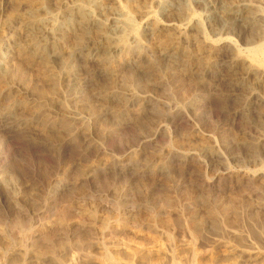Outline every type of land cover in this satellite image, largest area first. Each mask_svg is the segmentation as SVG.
I'll list each match as a JSON object with an SVG mask.
<instances>
[{
  "label": "rangeland",
  "instance_id": "rangeland-1",
  "mask_svg": "<svg viewBox=\"0 0 264 264\" xmlns=\"http://www.w3.org/2000/svg\"><path fill=\"white\" fill-rule=\"evenodd\" d=\"M54 1L62 12L71 5ZM119 1L95 3L91 13L112 34L119 32L115 19L122 4L132 7L130 14L138 24L142 7L153 5L162 23L179 25L196 18L211 39L229 38L247 56L258 41L248 29L242 30L238 20L254 15L264 25V0ZM38 3L0 0V76L6 83V87L0 84V264H84L88 255L94 256L92 264H109L101 257L105 252L118 264H264V186L254 187L244 179L247 173L264 168V153L253 157L240 147L250 136L264 134L260 123L264 105L253 109L252 95L234 85L233 80L245 76L233 71L230 55L226 51L218 55L217 75L202 76L201 84L192 83L193 73L180 71L182 64H175L179 69L175 77L173 73L166 76L167 84L139 72L124 85L132 92L123 88L118 96L122 99L113 101L105 99L104 83L97 87L104 82L102 77L93 85L84 83L83 64L77 78L83 84L82 94L61 89L64 109L53 93L48 94L50 84L38 66L26 60L27 40L20 18L27 20L31 15L26 5ZM43 7L47 15L50 9L49 17L57 15L52 2ZM12 11L16 20L8 25L5 20L13 16ZM143 42L148 46L154 39L146 35ZM182 45L192 49L190 43ZM61 65L59 60L49 64L52 69ZM41 89L46 90V103L37 96ZM257 89L264 96V88ZM194 99L198 105L192 111L188 104ZM244 100H248L245 111ZM36 106L41 109L37 111ZM240 111L244 117L235 118ZM159 126L164 131L155 137ZM206 148L220 157L207 156ZM175 150L187 157L175 156ZM163 161L167 172L159 168ZM35 231L38 234L33 237ZM99 243L103 249L97 247ZM21 246L26 248L25 256L18 254ZM251 249L256 250L249 253Z\"/></svg>",
  "mask_w": 264,
  "mask_h": 264
},
{
  "label": "bare ground",
  "instance_id": "bare-ground-1",
  "mask_svg": "<svg viewBox=\"0 0 264 264\" xmlns=\"http://www.w3.org/2000/svg\"><path fill=\"white\" fill-rule=\"evenodd\" d=\"M67 1H69L71 5L69 7H67V10H65V12L64 11L62 12V7L59 6L60 4L57 5V2L54 3L55 2L54 0H39V3H38L37 6H34L32 4L26 5V7L29 9V11H31V15L29 16V18L27 20L24 19L23 17H21L22 19L20 18V20H21L20 21L21 29H23L24 35H25V39L27 40L26 46L24 45L25 46L24 47V51H25V54H26V60L32 66L33 65H37L38 66V70L40 69V72L42 74L41 77L43 76L44 77L43 80L44 81L46 80L50 84V88L47 87L48 89H50V90H48V94L49 93H53V95L55 96L54 98L57 100L58 106L61 105L60 107H62V108L65 107L64 100L62 101L60 99V94L62 92L61 89H64V88H65V90L66 89H71V90L74 89V90H76V92L82 94V85L83 84L81 85V83H79L77 78L80 75V74H78V73H80V69L83 68L84 66L86 68V72L85 73L87 74L86 78L84 80V83L85 84L88 83L89 85L92 83V85H93V83L95 82L96 79L102 77L104 79V82L97 83V87H98V84H103L104 83L105 86H106V90H104V89L103 90L107 92V94H106L107 97H105V99H107V101L112 99V101H113V100L122 99L121 97L119 98L118 96H120L119 92H122L123 88H125L127 92L128 91H130V93L132 92L130 87H125L124 85L126 83H128L129 81H131V80L133 81L135 79L134 78L135 75H137V73L139 74V72L143 73L145 75H150L152 77L153 76L156 77L158 80L155 78L156 80L154 82L160 83V81H165V82H161L160 84H163V83L167 84L166 82H168V80H166V78H167L166 76L169 73H171V76H173L175 71L179 69V68L178 69L176 68L175 64H180V65L182 64V66L180 68V71L190 72V74L193 73L194 76H192V79H193L192 83L195 82L197 84L199 82L201 84L202 79H203L204 76H206L208 74L217 75L218 71L216 70L215 61H216L218 55H221V53L223 51H226L225 53L229 54L230 58H232V66L231 67H232L233 71L235 70L236 72H240V74L245 76L243 79H239V77H238L237 80H233L236 83L234 85L238 86L239 89H240V87L246 88L248 90L247 94H249V96H250V94L252 95V97L254 98V100H253L254 103L250 107H253V109L256 108L255 110H260L259 107H261V106L263 107V105H264V96H260L261 94L258 95L259 93H256L257 87H263L264 88V25H262L260 23L262 21L261 18H260V21H259V17L253 15L249 19H240V20H238L239 24H240L239 26H241L242 30L246 31L248 29L250 31V33L254 36V38H257V41H258L257 45L255 47H253L252 49H250L249 50V54L247 56H245L243 54L244 52L242 53L241 50L232 42L231 39L226 38V39H216V40H214V39H211L209 37L210 35L207 36L206 31H205V29H204V27L202 25V22H200L196 18H190L189 21H188V18H186L188 22L185 21L186 23H182V24L180 23L179 25L178 24H171V23H169L170 21L168 22V24L162 23L156 17V13L157 12L154 11L153 5H152V4H154V2H152V4H151L152 6L146 5V6L142 7V11H141V14H140L141 16H140V20H139L140 21V23H139L140 25L135 21V19L130 14V12H133V9L131 10L132 7L129 9V8H127L126 6H124L122 4L120 6V8H118V9H120L119 17L115 19L117 21V23L120 24L119 27H118V31L119 32L116 33V34H114L115 33L114 32L112 34V31H110V29L107 27L105 22H103L100 19L94 17V14L92 15L91 13H94V9H95L94 8L95 7L94 4L95 3L99 5L100 3H104V2L110 1V3L113 2L115 4H118L120 2L119 0H64L63 3H65V5H67ZM51 2H52V6H54V10L57 13V15L54 16V17H49L50 16L49 14H52L49 11L50 9L46 10V12L47 11L49 12V13L47 12L48 15H49L48 16L45 13V10H44V7H43L44 5L50 4ZM58 2H59V0H58ZM63 8H65V7H63ZM18 11H19V9H18ZM12 12H14V11H12ZM108 13H107V15L110 16L111 13H109V14ZM9 14L7 13V15H9ZM14 16H15V12H14L13 16H11L7 20H5L8 25H11V24L14 23V20H16V17L14 18ZM174 17H175V15H174ZM175 18H177V17H175ZM216 19H218V18H216ZM233 26H235V25L233 24ZM233 26H232V28H233ZM220 28H221V26H220ZM35 30L37 31L38 34L35 33L36 32ZM239 31H241V30H239ZM229 33H230V31H229ZM238 34H242V33L238 32ZM238 34H237V36H238ZM146 35H149V36L153 37L154 42L151 45L146 46V44L145 45L143 44V43H145V42H143V38L146 37ZM216 36H217V34H216ZM243 37H245V36H243ZM46 39H48V40H46ZM247 39L248 38H246V40ZM14 42L15 41H13V43ZM151 42H152V40H151ZM22 43H24V42H22ZM183 43H188V44L190 43V47L192 49H190L188 46L187 47L183 46L182 45ZM185 45H187V44H185ZM250 45H252V43H250ZM158 54H160V56ZM225 58H227V57L225 56ZM1 59H5L6 60L7 58H1ZM219 59H221V57ZM54 60H59L62 63V65L58 69H52V67L49 66L50 62L54 61ZM230 61H231V59H230ZM167 62L174 63L173 65L175 67H172V68L170 67L169 68V66H171V64L169 66H167V64H166ZM188 63L189 64L192 63V64H194V66H191V68H189ZM83 64H84V66H83ZM37 66H35V67H37ZM217 67H218V65H217ZM127 71H130V72L128 73ZM219 72H220V70H219ZM172 73H173V75H172ZM229 73H230V71H229ZM225 74H226V72H225ZM22 77H20V78H22ZM174 77H175V75H174ZM184 77L187 78V76H184ZM41 80H42V78H41ZM219 80H220V78H219ZM211 81H212V79H211ZM212 82H214V81H212ZM250 82H252V84ZM33 83H35V82H33ZM214 83H216V82H214ZM0 84H2V86L5 84L4 87H6V83H5V81L4 82L2 81V77L0 78ZM209 84H210V82H209ZM2 86L0 85V87H2ZM201 86L204 87V85H201ZM34 87H36V86L34 85ZM190 87H193V86H190ZM9 88H6L7 89L6 91L10 92L12 90L11 88L10 89ZM37 88H39V87H37ZM224 88H226V87H224ZM189 89H191V88H189ZM215 91H217V90H215ZM224 91H226V90H224ZM45 92H46V90H44V89L42 90L41 89L39 91V94L37 95L38 97H40V99L43 97L44 102L46 101ZM233 92L235 93V91H233ZM164 94H163V96H164ZM62 95H63V93H62ZM70 95H71V93H70ZM51 97H52V95H51ZM225 98H227V97H225ZM242 99L243 98H241V100ZM90 100H92V99H90ZM168 100H169V98H168ZM50 101L49 102L47 101V103L49 104ZM83 101H81V102H83ZM112 101H110V102H112ZM194 101H195V99L193 100V103H191L190 105L188 104V107H189L188 109H190L192 111L196 110L197 109V105H198V103H194ZM20 102H21L22 105H25V103H23L22 101H20ZM41 102H43V101H41ZM246 102H248V100H246V101L244 100V102L242 101V107L244 108L243 111L246 110L245 108H248V106H247L248 103H246ZM52 103H55V102H52ZM229 103L230 102H228V104ZM235 103H236V101H235ZM181 104H182V102H181ZM225 104H226V102H225ZM230 104L232 105V102ZM37 105L38 106H42L41 103L37 104ZM231 105H229V106H231ZM36 107L34 109H36ZM203 107H204V105H203ZM237 107L241 108L239 106H237ZM37 108H38V109H36L37 111L41 109V107L40 108L37 107ZM141 109H142V107H141ZM229 109H231V107H229ZM96 110H95V112H96ZM232 110H233V108H232ZM93 111H94V109H93ZM184 111H185V109H184ZM249 111H251V110H249ZM178 112H176V113H178ZM243 113L244 112L241 113V111L239 113H236L235 118L238 119V117L239 118L242 117V116L244 117ZM251 114H252V112H251ZM260 116H262V117H260V123L263 124V126H264V114L260 115ZM251 117H249V118L251 119ZM254 118H259V117H254ZM67 120H69V119H67ZM79 120L81 121V119H79ZM246 121H248L250 123L249 120H246ZM69 123H71V122H69ZM254 123L257 124V122H254ZM260 123H258V124H260ZM43 124H44V122H43ZM48 124H45L44 127H46V125H48ZM251 125H252V123H251ZM64 126H65V124H64ZM73 126H75V125H73ZM263 129H264V127H263ZM57 131H58V129H57ZM163 131H164L163 126H159L158 129L156 128V132L154 131L155 132L154 136L158 137ZM85 132H87V131H85ZM67 133H69V132H67ZM259 135H258V137L255 136L256 138H254V136H253V138H252V136H250L249 141H246V142L243 141L242 145H240V147L243 146L253 157H259L260 154L264 153V134H262L260 136ZM150 138H151V136H150ZM203 152H204V150H203ZM205 152H206L207 156L209 155V156H212V157H216V159H217V157H220L219 152H215V151H212V150L207 149V148L205 149ZM175 154H177V155H175ZM174 155L175 156H179V158H183V159L185 157H187V156H184L183 154H181L179 151H176V150L174 151ZM160 165L161 166L159 168H161V170L163 172H167L168 171L167 164H166L165 161H163V163L160 164ZM89 177H92V176L89 175ZM244 179L246 180V182L250 183L254 187H256V186L259 187L260 185L264 186V168H261L259 170L247 173L246 174V178H244ZM219 182H220V179L216 180L214 183H219ZM214 183L209 184L208 186H213ZM59 188L61 189L60 185L58 186L57 189H59ZM249 190H251V189H249ZM204 197H206V196H204ZM226 206H228V205H226ZM211 217H212V215H211ZM198 224H199V222H198ZM212 226H214V225H212ZM88 229H89V227H88ZM216 229H217V227H216ZM103 231H104V229H103ZM104 233H106V232H104ZM37 234H38V231H35V232L32 233L33 237L36 236ZM263 241H264V239H263ZM97 247L100 248V249L104 248L101 243H99L97 245ZM245 247H246V245H245ZM25 249L22 246L19 247V250H18L19 253L18 254L25 256L27 254ZM97 250H99V249H97ZM254 250H256V249H251L249 253H251V252L254 253ZM237 252H239V251H237ZM246 254H247V252H246ZM239 255H240V252H239ZM101 257H103V261L106 262V263L118 264L106 252H105V254L102 253ZM51 259H53V261L56 260L54 257H52ZM133 259H135V258H133ZM140 259H142V258H140ZM93 260H94V256L93 255H88V256L84 257V260H82V261L84 262V264H90V263L92 264L94 262ZM145 261L147 262V260H145ZM58 264H63V263L58 262ZM140 264H142V263H140Z\"/></svg>",
  "mask_w": 264,
  "mask_h": 264
}]
</instances>
